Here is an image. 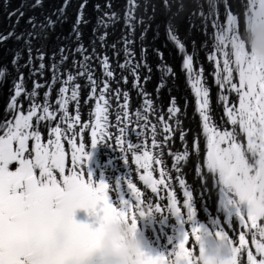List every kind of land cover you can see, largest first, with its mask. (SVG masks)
I'll return each mask as SVG.
<instances>
[{
	"label": "snow or ice",
	"instance_id": "snow-or-ice-1",
	"mask_svg": "<svg viewBox=\"0 0 264 264\" xmlns=\"http://www.w3.org/2000/svg\"><path fill=\"white\" fill-rule=\"evenodd\" d=\"M70 3L61 0L46 10L45 0H18L8 10V0H0V11L9 21L6 30L0 31V45L13 42L4 49L7 59L0 63V86L8 85L0 119V264H120L94 251L96 220L119 217L136 230L137 219L152 212L170 213L177 230L166 249L144 251L138 264H213L206 253L221 254L220 249L224 250L223 264H264V56L249 52L242 36L246 25L264 23V0H125L119 11L114 10L113 0H96L92 17L86 12L89 0H79L67 31H57L69 21ZM22 19L26 27L17 31ZM181 24H187V35L195 29L211 41L206 58L212 64L215 103L223 112L219 125L213 119L210 87L197 51L195 47L188 51L179 37ZM117 25L119 35L109 42ZM161 27L166 41L182 56L181 69L195 97L205 145L202 163L200 137L181 125L183 114L171 94L169 81L176 74L165 60L162 47L166 44L156 47L154 43ZM200 47L207 48L208 41ZM153 68L156 100L146 90ZM129 78L131 89L141 99L131 113L130 90L124 87ZM81 87L88 89L85 104L89 98L96 101L91 119L83 122ZM163 89L168 90V119L159 113ZM111 97L116 99L111 125L115 131L108 121ZM25 102L27 106L22 107ZM42 127L47 128L46 140ZM89 128L90 143H85L83 133ZM177 131L184 149L169 155L183 190L184 212L177 206L162 154L171 147ZM189 132L197 157L201 207L208 212L205 195L214 193L216 212L223 214L222 221L210 215L207 227L196 222L193 191L181 172L190 155ZM130 134L138 141L151 138V146L132 143ZM62 141H67V149ZM98 142L114 146L129 169L111 187L103 180L93 186L91 174L85 175L86 148ZM66 153L71 154L70 165ZM128 153L139 180L154 197L142 199L132 182ZM153 160L159 179H153L150 170ZM165 190L167 203L162 204ZM110 193H115L114 198ZM77 208L84 209L92 221L74 220ZM223 225L238 236L230 237ZM186 242L192 246L186 247ZM93 253L97 254L94 262Z\"/></svg>",
	"mask_w": 264,
	"mask_h": 264
},
{
	"label": "bare ground",
	"instance_id": "bare-ground-1",
	"mask_svg": "<svg viewBox=\"0 0 264 264\" xmlns=\"http://www.w3.org/2000/svg\"><path fill=\"white\" fill-rule=\"evenodd\" d=\"M61 0H45V9L48 10L49 7L55 8L60 4ZM79 2V0H71L70 7L68 8V16L69 21L68 23H65L62 27L58 26L57 31H67L69 27V23L71 22L72 18L75 14V5ZM96 2V0H89L88 8L86 9L87 15L92 17L94 16V13L92 11V4ZM99 2L103 3V0H99ZM125 0H113V8L114 10L119 11ZM18 3V0H8V10H10L12 7H15ZM235 10V7H234ZM221 11H223L221 9ZM222 13V12H221ZM225 17L223 14H221L220 20L221 23H223V20ZM9 24V21L5 17L4 11H0V31L6 30L7 26ZM26 27L24 25L23 19L20 22V25L17 26V31H19L21 28ZM187 24H181L179 29V37L181 40L185 43L188 51H193V47H195L197 51V58L199 60V66H202L203 68V75L206 77L207 84L210 87V96H211V107L213 110V119L217 123V125L220 124V118L223 116L222 108H218L215 100H216V92L217 89L215 85L212 83V64L207 60L206 53L207 51H210V45L211 41L208 37L202 35L200 32L196 31L195 29L192 30L190 35L186 34ZM209 32H211V28H209ZM119 35V25H117L116 31L109 36V42H111L116 36ZM149 38L152 36L151 30H149L148 33ZM195 40V46H193L192 41ZM208 41V47L207 48H201V42L202 41ZM13 43L11 40H9L6 44L0 45V57L2 55V52H4L5 48L10 47ZM156 47H161L162 45L166 44V47H162V51L164 52L165 60L172 66L173 71L176 74V78L174 81H169L173 86L171 88V94L176 97V103L177 107L180 109L181 113L183 114L180 118L181 125L184 128H188L190 130L194 129L196 133L199 135V148H200V155L199 160L202 163L203 160V152H204V138L202 136V129L199 126V116L195 112V97L194 94L191 91V87L187 83L186 75L181 69V63H182V56L178 55L177 49L174 47V45L170 42L166 41V37L164 35L163 27H161L159 37L154 41ZM3 56V55H2ZM4 60V57H1ZM0 58V59H1ZM150 59L155 63V58L150 57ZM2 63V62H0ZM97 75H99V69L97 68ZM131 78H129V83L127 85H124V87H127L130 90V104H129V111L130 113L135 111V100L138 99L139 102H141V99L139 96H137L136 92L131 89ZM81 85H83V81L79 82ZM156 84V73L155 68H153V77L150 82L146 84V90L152 94L153 100H156L155 93L153 91L154 86ZM3 86H0V119L4 116V107L6 105L8 94H7V84H3ZM115 87V85H112ZM27 87L31 88V81H27ZM42 91V90H41ZM88 89L81 87L80 89V100H79V112H80V120L83 122L85 119H90V111L91 108L95 105L94 99L89 98L87 104H85V97L87 96ZM168 90L163 89L160 93V98L158 103L161 105L159 113L163 115L164 119H168L167 115V106L169 101L168 96ZM51 99L55 100V90L52 91ZM122 102V100H121ZM109 103L112 105V107L108 110V121L110 125V130L115 131L114 128H111V125L115 122V115L113 112V109L116 105V99L115 97H111ZM27 104L25 102L22 107H26ZM69 113L70 115L74 114L73 112V105L69 104ZM197 117V118H196ZM197 120H194V119ZM134 120L135 117H132ZM150 119H153L154 122L156 121V117H150ZM192 121L195 123L192 124ZM142 122V121H141ZM55 126V125H53ZM194 126V127H193ZM225 126H228L225 124ZM79 128V126H77ZM131 127V126H129ZM42 139L46 140L44 138L45 132H47L46 127H42ZM91 131V129H87L83 133V138L85 143H90V137H88V133ZM48 138V136H46ZM158 139H162V137H157ZM79 137L77 138V140ZM128 140H130L132 143H141L144 144L146 147L151 146V138H148L147 140H144L141 138L140 141L137 140V137L134 134H130L128 136ZM191 141H192V135L191 132L187 135V147L189 150V157L186 159V162L183 164L181 168V172L183 174V178L185 179V182L191 187L193 191V200H194V206L197 211V218L196 222L200 224H204L205 227L208 226L209 222V216L218 217L221 221L223 220V214L216 212V195L213 193L210 197L206 194L205 195V202L204 207L208 209V212L206 213L204 211V208L201 207V201L197 194V188L200 184L199 180L195 176V163L197 160V157L194 153H192L191 150ZM64 144L65 141H62ZM103 145L100 146L99 151L92 150L91 148L93 146H88L86 148V151L89 152V155L87 157V163L84 165V170L86 169L88 173L91 174V180L93 182V186L101 180H103L106 184L112 186L115 182L109 183L110 180L115 179L117 182L120 177L126 176L129 174V169L125 167L124 161L120 158V153L115 149L114 146H109L107 142L102 143ZM113 145H115V141L113 138ZM170 148H166L163 150V158H164V164L169 169V176L171 178V182L173 185V192L177 201V206L180 207L181 211L184 212L183 209V190L181 189L179 182L175 179L176 173L172 169V160L171 156L169 155V152H176V151H182L184 149V146L180 143V137H179V131L175 132L174 138L170 141ZM127 147V144L124 145ZM93 148H96L95 146ZM91 154L94 155V157L91 156ZM128 160H129V168L131 169L130 175L132 178V182L136 184L137 188L142 192V199H146L148 195H152L154 197L155 194L151 193V190L146 187V185L143 184L142 181L139 180L137 174H136V165H134L131 162V153H128ZM111 159V160H108ZM71 160V154L66 156V163L70 165ZM108 162V164H107ZM107 164V165H106ZM150 170L152 171L153 179H159L161 178L159 175V171L155 169V161L153 160L150 165ZM140 174H142V171L140 170ZM58 175V174H57ZM116 177H119L118 179ZM162 187V186H158ZM166 191L164 193L165 199L161 201L162 204H166ZM110 196L114 198L115 193H110ZM153 202L155 203V199H153ZM146 220L143 225L146 224L145 227L142 225L140 226V219H137V228H136V235L141 239L143 250L146 252H151L152 250L156 251H163L166 249L169 245V238L174 237L176 230H177V223L176 218L173 217L170 213H157L152 212L150 215L145 216ZM233 225L235 226V220L233 219ZM225 227V230L229 233L230 237L238 236V233L234 234L232 229H229L227 225H223ZM246 239L250 242V237H246ZM238 242V241H237ZM192 245L190 243L186 242V247H191ZM220 253L224 254V250L220 249ZM95 254V253H94Z\"/></svg>",
	"mask_w": 264,
	"mask_h": 264
},
{
	"label": "clouds",
	"instance_id": "clouds-1",
	"mask_svg": "<svg viewBox=\"0 0 264 264\" xmlns=\"http://www.w3.org/2000/svg\"><path fill=\"white\" fill-rule=\"evenodd\" d=\"M242 36L249 52L264 56V23L246 25ZM94 229L95 252L119 261L120 264H138L144 252L142 241L136 235V230L123 218L100 217L96 220ZM206 259L211 260L213 264H223L225 257L208 251Z\"/></svg>",
	"mask_w": 264,
	"mask_h": 264
},
{
	"label": "rangeland",
	"instance_id": "rangeland-1",
	"mask_svg": "<svg viewBox=\"0 0 264 264\" xmlns=\"http://www.w3.org/2000/svg\"><path fill=\"white\" fill-rule=\"evenodd\" d=\"M221 12L223 13V11H221ZM222 13H221V14H222ZM9 46H12V43H11V45H9ZM2 55H3V56H2ZM2 55H1V57H4V60H3V58L0 57V58H1V59H0V62H4V61L7 59V57L4 55V52H2ZM5 84H7V82H5ZM3 88H4V85H3ZM93 103H96V101L94 100ZM135 103H136V104H135V108L137 109L141 102H139V100L136 99V100H135ZM5 106H6V105H5ZM196 118H197V117H196ZM196 118H195L194 120H197ZM90 119H91V117H90ZM194 123H195V121H194V122L192 121V124H194ZM46 136H48V133H47V132H45V134H44V138H45V139H47ZM88 137H89V135H88ZM102 145H103L102 143L98 142V143L95 145L96 148H93V147H92L91 149H92V150H95V151H99L100 146H102ZM64 146H65V148L67 149V141H65ZM67 155H69V153H66V156H67ZM91 156L94 157L93 154H91ZM108 160H111V159H108ZM107 164H108V162H107ZM107 164H106V165H107ZM140 170L142 171V174H143V169H140ZM84 171H85V173L87 172L86 169H85ZM57 174H58V173H57ZM57 176H58V175H57ZM116 178L118 179L119 177H116ZM113 182L117 183V181H116L115 179L109 181L110 184L113 183ZM115 183H114V184H115ZM109 186H110V185H109ZM110 187H111V186H110ZM139 219H140V222H141V223H140V226L142 225L143 227H145L146 224L143 225L144 222H145V220H146L145 216H144V217H141V218H139Z\"/></svg>",
	"mask_w": 264,
	"mask_h": 264
},
{
	"label": "water",
	"instance_id": "water-1",
	"mask_svg": "<svg viewBox=\"0 0 264 264\" xmlns=\"http://www.w3.org/2000/svg\"><path fill=\"white\" fill-rule=\"evenodd\" d=\"M226 124V123H225ZM194 127V126H193Z\"/></svg>",
	"mask_w": 264,
	"mask_h": 264
}]
</instances>
